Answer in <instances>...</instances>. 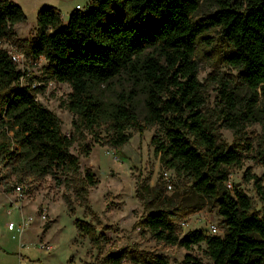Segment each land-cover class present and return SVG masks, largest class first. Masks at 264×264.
Here are the masks:
<instances>
[{
    "label": "trees",
    "instance_id": "16d2710c",
    "mask_svg": "<svg viewBox=\"0 0 264 264\" xmlns=\"http://www.w3.org/2000/svg\"><path fill=\"white\" fill-rule=\"evenodd\" d=\"M201 0H93L85 9L75 8L64 22L55 6H43L37 13V29L26 52L44 57L49 77L71 87L66 107L75 116L74 131L66 134L55 112L38 102L43 86L20 85L22 75L8 51L0 47V165L9 171L1 183L12 192L8 177L24 184L28 179L51 176L64 185L65 203L75 210V200L88 208V195L98 185L95 172L81 171L80 157L72 152L78 143L85 156L91 146L76 132L97 134L106 126L109 134L98 141L120 149L130 139L128 129L143 132L158 126L152 137L156 155L164 168L191 183L193 191L218 207L226 232L223 236L197 229L180 235L176 211H169V198L158 192L161 182L151 186L139 182L137 195L146 209L137 222L161 242L192 249L205 243L212 264H264V178L245 171L253 181L262 203L242 187L227 186L229 167L242 163L238 143L219 144L204 113L206 99L194 56L203 34L219 28L231 46L227 62L239 71V78L253 90L264 93V0H217V10L199 20L194 14ZM26 19L21 5L0 0V40L14 35V26ZM127 77L138 88L115 92L111 104L97 89ZM143 96L144 124L140 122L137 96ZM222 119L237 131L245 120L234 114L237 105L224 92ZM248 120L249 115L245 116ZM99 136V133L97 134ZM251 144H247V149ZM79 236L88 237L102 248L108 236L92 222L77 219ZM49 226H46V229ZM170 264L163 254L149 255L138 249L109 251L100 264ZM182 264H205L187 254Z\"/></svg>",
    "mask_w": 264,
    "mask_h": 264
},
{
    "label": "rangeland",
    "instance_id": "374dc122",
    "mask_svg": "<svg viewBox=\"0 0 264 264\" xmlns=\"http://www.w3.org/2000/svg\"><path fill=\"white\" fill-rule=\"evenodd\" d=\"M22 6L26 19L17 23L11 38L0 40V47L5 50L15 49L26 52L28 41L35 37L37 29V13L43 6H55L64 22L77 5L85 6L89 0H10ZM241 2L244 0H236ZM217 10V0H201L194 19L199 20ZM194 60L198 64L199 78L203 83L206 103L204 113L209 124L218 137L219 144L230 146L238 143L243 151L242 163L230 166L229 179L242 187L254 200L257 210L262 203L253 181L245 179V171L264 178V93L259 87L253 90L239 78V71L231 66L225 56L231 46L222 37L219 28H212L203 34L199 41ZM30 69V82L44 88L36 94L39 103L57 114L62 122V130L66 134L74 131L75 116L66 107L71 87L67 83L50 78L47 62L42 59L38 63L27 61ZM113 89L102 85L97 94L107 104L115 98V92L127 91L136 86L124 76L116 78ZM138 90V88H136ZM231 93L237 105L234 114L241 115L244 124L237 131L225 125L222 109L225 106L224 92ZM140 122L144 123L145 106L143 96H137ZM249 115L248 120L246 117ZM158 126L145 127L143 132L133 128L129 141L120 149L98 141H105L109 131L106 126L97 130V134L78 133L80 142L91 146V153L85 156L78 143L72 152L80 157L81 171L90 167L98 178V185L90 189L88 208L75 200L72 212L64 201L66 193L64 185H58L51 176L41 179H28L20 184L10 175L11 186L24 187L23 196L19 197L14 189L6 191L0 181V264H100L103 256L109 251L121 248L138 249L149 255L163 254L170 264H182L187 254L201 258L205 264H212L206 254V245L193 246L187 249L179 245H170L158 241L151 232L142 229L137 222L145 215L143 202L137 195L139 182H149L158 186L162 198H169V211H176L175 224L179 234L197 229L209 231V225L215 223L223 236L226 229L218 207L209 200H204L191 188V183L172 172L173 189H168L164 178V168L159 155L154 151L152 137ZM251 148L247 149V144ZM8 169L0 165V176L4 178ZM264 184V181H263ZM47 219H41L43 212ZM86 220L96 225L100 232L108 236V243L97 249L88 237L79 236L76 220ZM17 226L10 229L9 224ZM184 223V224H183ZM46 226H49L46 229ZM44 244L51 245L50 249ZM124 264H131L129 261Z\"/></svg>",
    "mask_w": 264,
    "mask_h": 264
},
{
    "label": "built area",
    "instance_id": "2783aa9c",
    "mask_svg": "<svg viewBox=\"0 0 264 264\" xmlns=\"http://www.w3.org/2000/svg\"><path fill=\"white\" fill-rule=\"evenodd\" d=\"M92 1L93 0H89L85 6L77 5V8L78 9H85ZM7 51H8V54L10 55V57L12 58V60L17 64L19 70H21V72H22V75H21L20 80H19L20 85L21 86L29 85L31 83L30 82L31 72H30L29 68H26V65H27L26 62L29 60L31 62L38 63L40 60L44 59V57L35 58L32 55H29L27 52H24L21 50H15V49H10ZM35 86H36V84L32 83V87H35ZM172 172L174 173L173 170H170L167 168L163 172V178H164L165 184H166L167 188L170 190L173 189ZM227 186L229 188H233V183L231 182L230 179L227 181ZM23 189H24V187L21 185L16 186L15 190L18 192L19 197L23 196V194H22ZM40 217H41V219L46 220L47 219L46 212L44 211ZM16 226L17 225L14 222H11L9 224L10 229H15ZM219 231H220V228L218 227L217 224L211 223L209 225V232L211 234H218ZM44 246H47L48 249H50V247H51V245H48V244H44Z\"/></svg>",
    "mask_w": 264,
    "mask_h": 264
}]
</instances>
